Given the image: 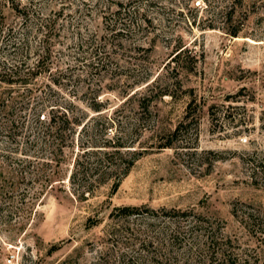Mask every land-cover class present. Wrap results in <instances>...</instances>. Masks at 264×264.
<instances>
[{"label": "rangeland", "instance_id": "374dc122", "mask_svg": "<svg viewBox=\"0 0 264 264\" xmlns=\"http://www.w3.org/2000/svg\"><path fill=\"white\" fill-rule=\"evenodd\" d=\"M126 1L31 4L30 24L49 25L28 36L49 48L30 84L41 114L91 118L60 131L53 159L39 143L18 174L0 161V264H127L122 242L150 234L158 259L132 264H264V0H141L132 18L115 12ZM12 6L0 26L14 32ZM123 205L155 209L153 231ZM173 209L194 226L179 245Z\"/></svg>", "mask_w": 264, "mask_h": 264}, {"label": "trees", "instance_id": "16d2710c", "mask_svg": "<svg viewBox=\"0 0 264 264\" xmlns=\"http://www.w3.org/2000/svg\"><path fill=\"white\" fill-rule=\"evenodd\" d=\"M8 1L12 3V7L21 18L19 28L22 30L19 33L17 31L18 28L13 32V27L4 29L3 26H0V161L7 164L10 168V163L13 161L21 165L27 164L28 160L23 156L30 155L33 148L38 146L39 143L48 146L49 154L52 157L51 159H53L56 157V150L60 148L61 143L66 141L60 131L66 126L74 132L79 125L84 128L91 117L88 118L87 113L82 111L81 115L72 116L71 118L68 111L62 112L61 109L55 108L53 105L49 106L46 117L41 114L42 98H34L30 84L36 80L37 75L48 69L46 60L50 57L49 48L47 45H43L41 48L32 46L28 36L33 29L39 32H42V30L47 32L49 25L45 22L41 23L40 26L30 24V20L40 17L39 14H42L32 10L31 4L33 0H28V3L21 6L20 2L14 3L15 0H6V2ZM140 1L127 0L125 5L123 2H119V8L115 12L116 14H123L132 18L136 15V12L140 11L137 5ZM226 1L231 3L230 9H232L234 0ZM139 22L134 25V28L141 27ZM238 33L239 31L234 30L230 34L237 36ZM109 123L105 122L104 125ZM94 141L87 143L91 144L90 146H96ZM12 168H10V174ZM13 170H17L15 173L18 174V168H13ZM4 171L9 172L7 167H4L0 169V175ZM25 171L23 168L19 170L20 178L24 177L22 173ZM2 188H6V184L0 185V190ZM116 210L120 212L118 215L133 214L135 215L134 217L138 218H142L145 215L148 226H146L148 229L147 233L153 231V221L155 218H159L157 211L152 208H144V213L146 214H139L140 208L138 206L123 205L116 207ZM162 214L174 223L169 240L172 244L179 245L182 241L180 234L192 232L194 226L190 224L186 230H182L177 217H186L185 211L164 210ZM208 237L210 239L208 240L209 245L214 246L217 244L218 240H216V237ZM130 239L125 240L122 244H126L127 248L131 247V250L127 248L120 249V256L127 264H132L134 257L141 258L145 256L141 254L142 252L148 254L151 258L158 259L159 255H156L157 249L158 245L163 243L162 241L155 240L156 237L151 234L148 239L136 237L131 241ZM234 259L236 260V258Z\"/></svg>", "mask_w": 264, "mask_h": 264}, {"label": "built area", "instance_id": "2783aa9c", "mask_svg": "<svg viewBox=\"0 0 264 264\" xmlns=\"http://www.w3.org/2000/svg\"><path fill=\"white\" fill-rule=\"evenodd\" d=\"M15 258H16V255L14 253H11L4 258L3 263L4 264H14Z\"/></svg>", "mask_w": 264, "mask_h": 264}]
</instances>
